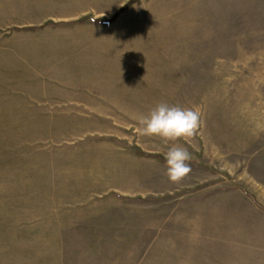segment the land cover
Segmentation results:
<instances>
[{
  "label": "rangeland",
  "instance_id": "rangeland-1",
  "mask_svg": "<svg viewBox=\"0 0 264 264\" xmlns=\"http://www.w3.org/2000/svg\"><path fill=\"white\" fill-rule=\"evenodd\" d=\"M28 14L0 0V264H264V0ZM162 102L200 113L177 182L137 131Z\"/></svg>",
  "mask_w": 264,
  "mask_h": 264
},
{
  "label": "crops",
  "instance_id": "crops-1",
  "mask_svg": "<svg viewBox=\"0 0 264 264\" xmlns=\"http://www.w3.org/2000/svg\"><path fill=\"white\" fill-rule=\"evenodd\" d=\"M128 0H23L28 14L25 20L33 24L16 28L19 33H33V38L64 30L63 25L78 23L86 16L92 19L91 25L101 26L102 20L114 15ZM31 11V12H30ZM47 46L33 44V65L47 59ZM39 55L41 57H39ZM60 77V74H55ZM58 83H61L58 81Z\"/></svg>",
  "mask_w": 264,
  "mask_h": 264
},
{
  "label": "clouds",
  "instance_id": "clouds-1",
  "mask_svg": "<svg viewBox=\"0 0 264 264\" xmlns=\"http://www.w3.org/2000/svg\"><path fill=\"white\" fill-rule=\"evenodd\" d=\"M200 125V113L194 108L159 103L147 115L138 117V134L158 136L168 146L164 153L166 175L172 182L181 180L190 172L191 155L177 140L191 137Z\"/></svg>",
  "mask_w": 264,
  "mask_h": 264
},
{
  "label": "trees",
  "instance_id": "trees-1",
  "mask_svg": "<svg viewBox=\"0 0 264 264\" xmlns=\"http://www.w3.org/2000/svg\"><path fill=\"white\" fill-rule=\"evenodd\" d=\"M156 158L159 159V158H161V157H158V156H157Z\"/></svg>",
  "mask_w": 264,
  "mask_h": 264
}]
</instances>
